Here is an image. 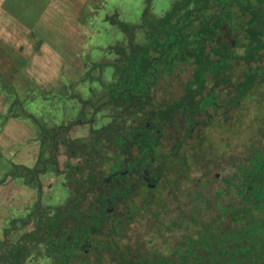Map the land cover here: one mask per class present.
Masks as SVG:
<instances>
[{
	"label": "trees",
	"instance_id": "16d2710c",
	"mask_svg": "<svg viewBox=\"0 0 264 264\" xmlns=\"http://www.w3.org/2000/svg\"><path fill=\"white\" fill-rule=\"evenodd\" d=\"M4 3L17 16L11 0ZM152 4L146 0L137 23L120 19L115 5L104 14L101 23L124 37L106 49L115 61L91 64L87 101L6 82L4 73L24 63L0 43V93L11 100L4 123L26 121L39 143L34 167L0 158L16 169L3 168L0 186L13 178L31 188L40 173L60 180L46 202L37 187L35 214L5 228L0 264H264V0H170L160 14ZM31 37L38 50L34 31ZM108 67L112 81L104 82ZM32 93L42 102L41 121L39 112L25 110ZM66 100L81 105L74 120L50 128ZM234 130L252 135L249 146L236 155L216 149L213 138ZM219 161L228 162L230 173L212 177L211 165L224 167ZM198 168L205 181L218 184L212 199L191 192ZM194 199L202 209L212 206L205 219L198 205L190 206ZM175 204L173 223L158 229L176 234L177 241L165 243L170 256L151 251L141 238L133 247L122 244L140 227L143 210L166 212Z\"/></svg>",
	"mask_w": 264,
	"mask_h": 264
},
{
	"label": "rangeland",
	"instance_id": "374dc122",
	"mask_svg": "<svg viewBox=\"0 0 264 264\" xmlns=\"http://www.w3.org/2000/svg\"><path fill=\"white\" fill-rule=\"evenodd\" d=\"M4 1L0 0V43L9 44L12 53H15V59L24 63L23 69H19L17 72L14 70L12 75L8 73V77L6 76L7 73H4L6 82L17 83L20 85L19 87L24 89L32 87L37 89V92L43 96L45 94L65 96L68 93H75L81 97L80 100L85 101L90 97L89 86L91 83L88 81L87 73L93 68L91 64L93 62L111 63L115 61L117 56L115 54L109 55V51H106V49L109 45L122 41L124 37L117 28L109 25V23H101L104 14H113V9L117 8L120 19L137 23L143 8L146 6V0H97L98 5L96 1L91 2L89 0H11L14 4V13L17 15L15 16L5 10ZM152 3L153 11L160 14L168 10L170 0H152ZM99 23H101L100 28ZM97 30L99 31V37H96L95 32ZM32 31L37 34L41 42L38 50L36 49L37 42L31 37ZM93 76L98 77L97 70H95ZM112 77L113 70L108 67L102 78L104 82H111ZM94 85V91L100 93L101 89L96 88L98 83H94ZM1 90L2 87H0ZM6 97V93H0V158L12 160L21 166L34 167L36 166L39 150L35 132L26 121L11 119L4 123V116L7 114L8 105L11 102ZM28 99L31 104L27 102L25 110L38 113L42 106L39 96L32 93ZM56 102H53V104H56ZM80 106V103L76 101L66 100L64 103L60 102L58 110L62 118L56 111L49 127L64 124L65 121H73ZM37 118L39 121L43 119L40 112L37 114ZM248 124L253 126L251 122H248ZM235 127L237 126L235 125ZM256 128H258L256 131L260 136L256 135L254 138L259 141V137H262L263 133L262 131L259 132L260 125ZM241 130L247 132L245 128ZM249 131H255V127L250 128ZM245 132L237 134L234 130L229 135L225 134L220 137V140L214 137L215 146L217 145L216 149H221L224 152L230 151L234 154L241 146L245 149L252 140V135L249 136ZM198 145L194 150L199 149ZM259 147L257 146V148ZM208 157L212 158L211 154L205 153L204 158ZM221 163L224 165L222 169H217L213 167L214 165L210 166L212 177H216L221 173H230V165L227 167L228 162H218V164ZM4 165V161L0 159L1 175H3V168L4 170L9 169L11 173L16 171V169L11 170L9 164H6L5 167ZM192 177L195 181L192 186L195 189H191V192L201 193L208 199L215 197L213 188L218 184L213 178L211 182L207 179L205 181L206 174L204 170L194 169ZM58 182L60 180L55 178L54 175L40 173L38 183H35V186L31 188L13 178L0 186V241L6 239L4 230L6 227L10 228L9 223L13 219L22 220L26 219L29 214H35L34 205L41 194L43 202L54 198L56 188L51 193V187ZM202 183L207 184L206 188L203 187ZM219 185L222 184L219 182ZM37 187L41 190V194H39ZM190 188L192 187L190 186ZM58 192L63 191L59 188L56 193ZM142 192L143 189L139 194ZM195 200L189 201L190 206L198 205ZM181 201L183 204H187L184 200ZM221 201L227 200L222 199ZM201 206L202 203L200 202L197 210L201 213L202 219H205L203 213L208 211L211 214L210 209L212 206L209 207L206 204L203 209ZM177 212L178 209H176L175 204V216ZM236 225L237 222L234 224V229H236ZM146 229V226L141 225L134 233L127 232L126 237L122 239V244L133 247L132 244L135 245L140 238L143 243H148L145 239H150V237L144 238L142 235ZM175 240L178 239H176L174 232L173 241L175 242ZM132 250L131 253L135 254L134 248Z\"/></svg>",
	"mask_w": 264,
	"mask_h": 264
},
{
	"label": "flooded vegetation",
	"instance_id": "af4514ba",
	"mask_svg": "<svg viewBox=\"0 0 264 264\" xmlns=\"http://www.w3.org/2000/svg\"><path fill=\"white\" fill-rule=\"evenodd\" d=\"M202 129L204 130V127H202ZM216 177L217 178L220 177V174L216 175ZM173 212H174L173 208H170L166 212L163 209H154V208L149 209V210H143V214L138 220L140 222V224H138L139 226L143 225L147 227V229L145 230V233L144 234L142 233L143 237L144 238L150 237V239L149 238L145 239V241L148 242L146 243L145 247L148 245L152 246L153 249L151 251L154 250L155 252H160L165 257H168L171 254V251L169 250L165 251L164 247H165V243H167V245L172 244L173 233L171 232V234H166L164 230L159 231L158 229L163 228L161 222H166V224H169V222L173 223V220H174ZM155 213L159 214V216L156 218L153 217L155 216ZM169 235L171 236L170 239H169ZM138 246L140 247V245ZM140 249L142 248L140 247ZM152 258L157 259V257L155 256H153Z\"/></svg>",
	"mask_w": 264,
	"mask_h": 264
}]
</instances>
